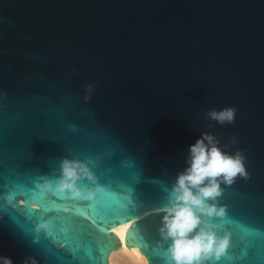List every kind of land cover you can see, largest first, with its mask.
I'll return each instance as SVG.
<instances>
[{"label":"water","instance_id":"obj_1","mask_svg":"<svg viewBox=\"0 0 264 264\" xmlns=\"http://www.w3.org/2000/svg\"><path fill=\"white\" fill-rule=\"evenodd\" d=\"M264 264V0H0V264Z\"/></svg>","mask_w":264,"mask_h":264},{"label":"bare ground","instance_id":"obj_2","mask_svg":"<svg viewBox=\"0 0 264 264\" xmlns=\"http://www.w3.org/2000/svg\"><path fill=\"white\" fill-rule=\"evenodd\" d=\"M128 227H116L113 229V233L118 235L121 243L117 252L109 255L108 264H148L147 261L139 254L138 248L133 250L128 249L126 243V231Z\"/></svg>","mask_w":264,"mask_h":264}]
</instances>
